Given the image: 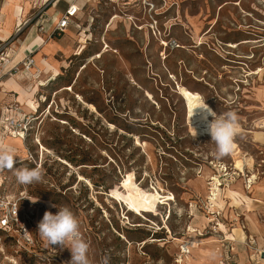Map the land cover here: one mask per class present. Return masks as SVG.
<instances>
[{
    "label": "rangeland",
    "instance_id": "374dc122",
    "mask_svg": "<svg viewBox=\"0 0 264 264\" xmlns=\"http://www.w3.org/2000/svg\"><path fill=\"white\" fill-rule=\"evenodd\" d=\"M8 1L0 0V15ZM97 3L84 13L98 12L92 21L100 22L101 33L84 54L52 84L54 73L40 72L24 85L38 91L39 81L46 83L34 95L37 104L32 98L27 104L36 111L13 167L40 166L45 175L25 186L13 171H0L6 177L0 192L9 199L21 194V218L34 240L22 245L0 233V264H68L70 250L48 246L37 232L46 211L58 212L54 204L78 217L92 264L105 255L110 264H199L202 254L210 258L212 241H239L231 234L235 224L256 237L250 221L264 227V204L251 207L243 191L249 193L255 174L249 195L264 202V0ZM181 85L218 115L237 113L246 130L235 138L241 156L217 159L211 136L193 131ZM214 176L221 186L212 207ZM244 203L247 211L235 207Z\"/></svg>",
    "mask_w": 264,
    "mask_h": 264
},
{
    "label": "crops",
    "instance_id": "0c3cea01",
    "mask_svg": "<svg viewBox=\"0 0 264 264\" xmlns=\"http://www.w3.org/2000/svg\"><path fill=\"white\" fill-rule=\"evenodd\" d=\"M22 4V5H21ZM97 0H12L6 2L3 7L1 8V18H0V40L7 39L12 35L14 32L15 25H20L27 16L31 12L40 11L43 17V24L45 25L47 31L46 34L41 33L37 30L35 25L27 26L24 31L22 32L20 37L17 38L16 42L12 45L13 50V61L17 62L21 58L24 57L25 54L29 51H33V57L38 65L41 68V73L43 75H47L48 72H53L54 76L49 79V85L52 84L57 77H60L63 71L68 70L71 67V63L73 60L78 59L81 57L86 48L87 43L91 41V38H94V35L99 36L101 31L99 28L101 26L99 21H92L95 13H87L85 14L84 11H87L88 8L96 6ZM24 5V6H23ZM69 5H75L78 7L79 10L75 12V14L70 18L69 26L64 30V32L60 34H55L50 39H47L45 42L42 43L40 38L46 39L47 35L50 34L59 18L65 12V10L69 7ZM23 6V8H22ZM98 6V5H97ZM27 15V16H26ZM90 18V19H88ZM3 29V31H2ZM101 30V29H100ZM96 32V33H95ZM82 40L84 41L85 47L80 52L81 47L83 46ZM42 43V44H41ZM78 70H75V73ZM57 74V75H55ZM59 74V75H58ZM60 79V78H59ZM31 82V78L27 77L23 74H15L12 76H6L2 83L0 84V115L2 113V109L8 105L9 103L17 102L21 107V110L25 114H29L33 111L27 104L29 103L30 98H34V95L40 94V89L43 87L40 85L38 91H35V88H32V84L28 85L26 88L24 85L26 83ZM15 84L20 88L29 91L30 95L28 97L23 96L16 88ZM37 86V85H36ZM46 86V85H45ZM56 91V90H54ZM35 92V93H34ZM35 99V98H34ZM36 103V100H33ZM27 102V103H24ZM33 104V103H32ZM37 104V103H36ZM1 142H8L15 145V141L20 139L6 137L3 138L0 135ZM17 149V150H16ZM15 154H21V144L16 145L14 149ZM24 152V151H22ZM255 187V186H254ZM253 185L246 189L249 193H244L246 196L252 198L251 207H256L258 205L264 204L262 200L250 196L249 194L253 193L254 189ZM229 192V191H228ZM230 193V192H229ZM230 198L229 207L232 204V198ZM255 200H260V202H256ZM246 203L235 206V207H245ZM227 206V201L226 205ZM246 209V207H245ZM247 211V209H246ZM249 213V212H248ZM252 213V212H251ZM246 219H250V216H246ZM252 221L257 222V225H254ZM251 224L256 229V237H254L256 241V248L261 250V255L264 252L262 250L264 248V237L260 233V229L264 230V227L258 220H252ZM236 227L232 229L231 234H234L239 241L232 242L234 247L233 252H229L226 243H222L220 241H212L213 243L208 244V249L210 251V258L208 259L207 256H200L199 264H253L256 257L253 255V251L243 243L246 238V232L241 225L235 224ZM235 230V231H234ZM245 233V234H244ZM241 234V236H240ZM221 235V234H220ZM243 241V242H242ZM201 245H205V243L200 244V248L205 252L207 248L203 249ZM194 247L191 248V250ZM250 249V250H249ZM204 257V258H203ZM179 262V261H178ZM186 264V263H184ZM262 264L261 261L258 263Z\"/></svg>",
    "mask_w": 264,
    "mask_h": 264
},
{
    "label": "built area",
    "instance_id": "2783aa9c",
    "mask_svg": "<svg viewBox=\"0 0 264 264\" xmlns=\"http://www.w3.org/2000/svg\"><path fill=\"white\" fill-rule=\"evenodd\" d=\"M77 10H79L77 6L69 5L57 21L53 31L47 35L46 39L44 40L43 38H40L42 43L53 37V35L64 32V30L69 26L70 18ZM42 19L43 17L41 12L38 10L21 22V25L17 27L15 32L10 35V37L0 40V84L6 76L23 74L33 79L40 74L41 71L38 69L37 63L33 57V51L27 52L23 58L14 62L12 45L19 37V33H22L27 26L35 25L39 32L46 34L47 29L43 22H41L43 21ZM31 116L23 113L21 107L16 101L6 105L2 109V113L0 115L1 137L16 138L25 142L31 129ZM5 180V176H0V187H2L5 183ZM20 207L21 194L16 199H9L7 196H3L0 192V233L16 238V241L22 245L30 246L33 245L34 240L32 239L27 222L21 218ZM215 209L216 211H213V209L212 213L219 214L217 207H215ZM198 234L203 235L201 232ZM224 239L225 237L220 240L223 244L226 243ZM245 243L253 251V255L256 257L253 264H257L262 251L256 248V241L254 237H247ZM226 244H228L227 247L229 252H233L234 247L232 242H227ZM180 250L182 251L181 248Z\"/></svg>",
    "mask_w": 264,
    "mask_h": 264
},
{
    "label": "clouds",
    "instance_id": "9594fccd",
    "mask_svg": "<svg viewBox=\"0 0 264 264\" xmlns=\"http://www.w3.org/2000/svg\"><path fill=\"white\" fill-rule=\"evenodd\" d=\"M207 115L213 119L207 122L206 131L215 144V157L221 159L232 153L236 147L235 138L240 134L238 116L235 111H228L218 115L209 107H202ZM206 119V117H205ZM15 152L12 148L0 147V171H13L16 180L21 185L41 183L44 179V170L40 166L14 168ZM58 212L53 214L46 211L38 223V234L48 246L60 245L67 247L71 252L68 264H92L90 260V243L81 232L80 221L74 212L67 206L57 207ZM99 264H110V256H103Z\"/></svg>",
    "mask_w": 264,
    "mask_h": 264
},
{
    "label": "bare ground",
    "instance_id": "6f19581e",
    "mask_svg": "<svg viewBox=\"0 0 264 264\" xmlns=\"http://www.w3.org/2000/svg\"><path fill=\"white\" fill-rule=\"evenodd\" d=\"M22 5V4H21ZM24 6V5H23ZM22 6V8H23ZM27 16V15H26ZM118 18V15H115L112 20H111V24L115 21V19ZM3 31V29H2ZM242 43H245V42H242ZM239 44H236V43H229L228 46L229 47H237ZM108 47V45H106V48ZM106 48L103 49V50H100L99 52H97L98 54L95 55V58L97 57H100L105 51H106ZM86 66H84L85 68ZM261 69H259L260 71ZM57 75V74H55ZM39 81V83L37 84L38 86L40 85H45L46 83H43ZM15 88L23 95H27V92L21 88H20L15 84ZM64 90H70L72 91V87H65ZM178 93L180 95V97L182 98L183 100V103H184V106H185V118L188 122V124L190 126H192V129L195 133L197 134H202V133H207L206 131V127H207V122H210L213 117L211 115H207L206 114V110L202 107H209L211 108V106H209L204 100H203V97L196 91H193L191 90L190 88L186 87V86H178ZM78 99L81 100V102L85 103V101L79 96L77 95ZM30 102V100H29ZM32 104V103H31ZM87 104V103H85ZM90 108H93V105L92 104H87ZM212 109V108H211ZM213 110V109H212ZM36 111V110H35ZM214 111V110H213ZM215 112V111H214ZM206 117V119H205ZM239 127H240V133H243L245 132L246 130L244 129L243 125L239 123ZM23 140H21V142L19 140L15 141V145L12 144V143H8V142H4L2 144V147L3 148H12V149H15L16 148V145H20L21 144V149L23 148L24 149V144L22 142ZM236 144V147L234 148V150L232 151L231 155L232 156H241L242 154V151L239 149L238 147V144L235 142ZM42 150H45V148L41 147ZM17 150V149H16ZM252 166V165H251ZM224 169V168H223ZM81 178V177H80ZM213 180V187H212V192L210 193V197H208L209 201H210V204L212 206V202H216L217 201V198H218V191H219V187L221 186V181L219 182V179L217 177H212L211 178ZM212 183V184H213ZM254 183V184H253ZM257 183V179H256V175L255 174H252L250 179H248L247 181V185H246V188L249 189L252 185L253 187L256 185ZM244 185V187H245ZM258 186V185H257ZM242 188V187H241ZM229 192H232L231 190H228ZM262 194V193H261ZM257 196V195H256ZM250 200V199H249ZM248 205V204H247ZM216 206V205H215ZM214 206V207H215ZM213 207V206H212ZM215 209V208H214ZM254 220V219H253ZM254 225H257V222L255 221H252ZM251 222V223H252ZM252 224V225H253ZM219 225V224H218ZM250 225V224H249ZM242 226V225H241ZM242 228H244L242 226ZM195 231V230H193ZM245 234V233H244ZM241 236V234H240ZM202 250V249H201ZM204 251V250H203ZM261 260L264 261V259L262 257H260ZM186 260L187 261H191L189 256L187 255L186 256ZM179 262H182V259H179Z\"/></svg>",
    "mask_w": 264,
    "mask_h": 264
},
{
    "label": "water",
    "instance_id": "95a60500",
    "mask_svg": "<svg viewBox=\"0 0 264 264\" xmlns=\"http://www.w3.org/2000/svg\"><path fill=\"white\" fill-rule=\"evenodd\" d=\"M262 256L264 257V252L262 253Z\"/></svg>",
    "mask_w": 264,
    "mask_h": 264
}]
</instances>
